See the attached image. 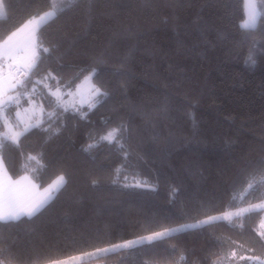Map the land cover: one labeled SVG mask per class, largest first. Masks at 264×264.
I'll return each mask as SVG.
<instances>
[{"label":"trees","instance_id":"16d2710c","mask_svg":"<svg viewBox=\"0 0 264 264\" xmlns=\"http://www.w3.org/2000/svg\"><path fill=\"white\" fill-rule=\"evenodd\" d=\"M232 1L93 0L89 15L86 0L75 8L69 0H3L0 41L57 9L37 33L51 51L31 81L51 72L72 88L97 67L93 83L109 96L95 107L80 106L84 119L64 113L58 135L33 129L21 147L6 145L12 178L27 176L45 187L66 174L68 183L36 217L0 222L6 249L0 259L45 264L264 200V186L244 192L248 173L264 158V18L245 29ZM48 83L56 89L55 81ZM32 87L29 82L20 90ZM35 94L45 113L60 111L43 85ZM43 119L44 127L59 126L46 114ZM119 124L128 128L127 158L114 144L82 151L90 136ZM135 182L145 186L123 187ZM263 213L235 218V227L215 221L89 261L212 264L233 250L238 258L264 259Z\"/></svg>","mask_w":264,"mask_h":264},{"label":"snow or ice","instance_id":"6c2138e0","mask_svg":"<svg viewBox=\"0 0 264 264\" xmlns=\"http://www.w3.org/2000/svg\"><path fill=\"white\" fill-rule=\"evenodd\" d=\"M87 7L85 11L91 15L94 8L93 0H86ZM80 3V0H69V7L75 8ZM251 11L248 14V19L244 22L242 27L245 29L255 28L257 19L260 13L256 10L254 4L248 5ZM3 0H0V13L3 11ZM66 9H59L60 12H64ZM57 15L55 11L45 12L42 15H39L36 18H33L31 23V37L29 42L21 43L19 41L15 43L6 42L5 45H0V123H2L4 131H0V172H3L5 175L7 173V168L5 167V148L9 143L16 148L21 147V138L26 134L30 133L33 129H39L42 132L48 133L49 137L58 135L60 133L61 127L63 126L62 116L64 113L69 111H74L79 113L81 119L86 118V113L80 111L79 108L74 104H68L65 102V96H72L71 92H64L62 89L64 87L70 86L71 81L66 84H61L59 78L53 76L51 72L42 76L40 79L31 81L32 75L39 68L40 62L43 59V54H50V49L42 47L37 37V33L41 25L47 23L50 19L54 18ZM257 42H253V50L256 48ZM249 60L252 63H255L252 53L249 55ZM99 68L93 67L89 72V76L86 79H91L98 74ZM85 71V69H80V72ZM49 80L56 82L57 87L55 91L52 90L51 85L48 83ZM31 82L32 94L36 93L38 85H43L44 89L47 90V96L52 97L55 100V107L60 111H51L45 113L44 105H40V118L35 116L31 117L28 123H24L20 119V112L17 111L15 116L17 118V123L13 124L11 122V109L13 107L18 108L20 104V98L24 93H21L19 90L26 86L27 83ZM109 96L108 92L103 91L101 88H95L93 92L94 103L90 104L89 107H95L96 104L101 103V98H107ZM47 97H41V99H46ZM47 115L48 120L53 123H58V127H53L52 123H49L48 127H44L45 121L43 119L44 115ZM34 121V122H33ZM23 125V126H21ZM128 128L124 124H119L116 127H112L103 134H100L98 138L89 137L92 141L87 144L82 151L89 153L92 149L97 148L102 143H107L109 145H116L117 148L124 152L125 158L128 157L129 152L126 150V133ZM36 159L35 157L29 156V160ZM261 166L258 169H253L252 172L247 175V186L244 189L245 193L249 191H255L259 186H264V158L260 161ZM34 171V170H33ZM22 181H27L30 183L27 176L21 178ZM20 181L13 182L11 178H7V184L0 182V222H9V221H19L21 217L33 218L37 214L41 213L43 209L52 201L57 193L61 191L68 183L66 179V174H62L56 178L51 184L48 185L44 191L38 195L34 196H21L18 194L16 185ZM94 185L97 184V181L92 182ZM116 183V181H113ZM145 185L141 182H135L134 184H124V188L132 187H144ZM260 210L264 211V202L255 205H249L247 208H240L235 212H226L222 215L216 216H207L205 219L197 221L195 224H184L179 225L174 228H165L159 232H154L148 237L141 238V240H147L152 242L155 240H160L170 236L172 233L182 232L186 229L199 228L203 225H211L215 221L226 220L230 225L235 227L233 223L235 218H242L247 213ZM262 240H264V233H259ZM141 241L132 240L125 241L120 244H115L106 248H98L95 250V253H86L84 255H96L102 253H108L115 251L117 249H130L136 246ZM242 247V245H241ZM6 249L3 246H0V254L4 253ZM249 252L253 251L248 249ZM40 253L35 254V259H40ZM183 259V254L181 256ZM237 258V252L233 250L230 255H225L223 259L225 260H235ZM75 260L76 258H71ZM240 261H250L251 264H264V260H261L260 257L254 255L248 256H239ZM0 264H11V261L8 259H0ZM47 264H70L69 259H49ZM212 264H222L220 260L213 261Z\"/></svg>","mask_w":264,"mask_h":264},{"label":"rangeland","instance_id":"374dc122","mask_svg":"<svg viewBox=\"0 0 264 264\" xmlns=\"http://www.w3.org/2000/svg\"><path fill=\"white\" fill-rule=\"evenodd\" d=\"M232 2H233V5H234V10H235L236 16H237V18H238V20H239L241 25H243L244 22L248 19V14L251 11V9L248 6L250 3L255 5V8H256V10L258 12L264 13V0H233ZM56 10L57 9L53 5L51 8L43 11L39 15H42L45 12H49V11H55L56 12ZM2 14H3V11H2V13H0V15H2ZM38 16H36V17H38ZM36 17H33V18H36ZM260 17L264 18V15H260L258 17L257 21L259 20ZM33 18L27 20L20 27H18L14 31H12L4 40L0 41V45H5L6 42H11V43H15L17 41H19L21 43L29 42L30 37H31V23H30V21H32ZM250 53H252V55H254L253 50L250 51L248 53L246 63H247V65L251 66V65H253V63L249 60ZM2 62L3 61H0V63H2ZM88 76H89V74H87L75 87H72V88L64 87L62 89V91H64V92H71L72 93V96H65L64 97L66 103L74 104V105H76L77 108H79L80 106H83V105H87V104H92L93 103V100H94L93 99V92H94L95 88H97V87L93 83L92 78L91 79H86ZM52 90L55 91V89H52ZM19 91L21 93H24V95H22L21 98H20L19 107L18 108L13 107L11 109V113H10L11 122L13 124L17 123V118L15 116V113L17 111L20 112V119L23 120L24 123H28L30 118L33 117V116H35L36 118H40V105L42 104V102L37 97V94L29 95V92L31 93L32 89H30L29 91L25 90V89H22V90H19ZM23 99H24L25 103L21 102ZM0 125H2V123H0ZM21 126H23V125H21ZM1 131H4L3 125H2V130ZM58 176H60V175H58ZM57 177H55L49 184H51L54 180H56ZM48 185H46L45 187H37V189H36L37 191L34 192V195H38V194L42 193L44 191V189L48 187ZM261 202H264V200L256 202L254 204H250V205L259 204ZM248 206L249 205L244 206V207H240V208H247ZM240 208H238V209H240ZM238 209L225 211V212L219 213L217 215H222V214H224L226 212H235ZM213 216H216V215H213ZM197 221H200V220H197ZM197 221L189 222L187 224H195V223H197ZM182 225H184V224H182ZM258 232L259 233H264V213H263L262 221L259 224ZM151 234L152 233L144 235V236H141V237H137V238H134V239L125 240V241L137 240V241H141L138 244L145 243V242H148V241L147 240H141V238L148 237ZM125 241H121V242H118V243H115V244H120V243H123ZM115 244H112V245H115ZM112 245H108L106 247H110ZM106 247H103V248H106ZM117 250H119V249H117ZM87 253H95V250H93L91 252H87ZM84 254H86V253L75 255V256H72V257H69V258H66V259L70 260V264H101L99 261H95V260L94 261H89V260L90 259H94V258H96L98 256H101V255H104L106 253L96 254V255H84ZM227 255H230V254H227ZM73 257H75L76 259L72 260L71 258H73ZM261 260H264V259L261 258ZM84 261H86V262H84ZM87 261H89V262H87ZM220 261L222 262V264H241V261L238 259V257L235 260H232V261L225 260L223 258L220 259ZM242 263H251V262L250 261H242ZM45 264H47V263H45Z\"/></svg>","mask_w":264,"mask_h":264},{"label":"crops","instance_id":"0c3cea01","mask_svg":"<svg viewBox=\"0 0 264 264\" xmlns=\"http://www.w3.org/2000/svg\"><path fill=\"white\" fill-rule=\"evenodd\" d=\"M10 177L11 181L13 182H17L20 181L19 184H17L15 187L17 189L18 194H20L21 196H34V192L37 191V187L33 182H31V180L29 179L30 183H28L27 181H22L21 178H12L10 176V174L6 173V175L3 172H0V182H2L3 184H7V178Z\"/></svg>","mask_w":264,"mask_h":264}]
</instances>
